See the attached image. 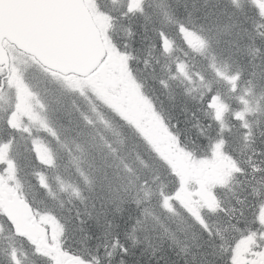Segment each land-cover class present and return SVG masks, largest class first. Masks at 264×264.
Masks as SVG:
<instances>
[{"label": "trees", "instance_id": "1", "mask_svg": "<svg viewBox=\"0 0 264 264\" xmlns=\"http://www.w3.org/2000/svg\"><path fill=\"white\" fill-rule=\"evenodd\" d=\"M204 1L208 13H213L207 21H199L200 15L194 13L200 0L189 3L188 0H149L144 9L137 11L141 15L126 18L119 16L122 6L116 5L115 15L111 14L114 20L119 19L115 25L122 43L138 57V62L151 59V66L163 55L162 35L175 38L179 45L177 20L195 25L203 33L204 60L199 58V51L193 54L189 48L184 50L188 56L193 55L192 61H204L200 66L207 82L192 76L191 83L198 85L189 90L178 80L173 84L169 80L170 84L161 87L157 84L159 65L155 71L150 69L142 75L148 87L151 85L161 93L158 101L164 116L180 128L190 153L194 144L211 151V140L221 136L218 143L223 139L222 153L228 152L234 161L248 162L249 168H243L245 174L241 172L243 176L233 180L239 181L240 187L232 184L221 191L220 205L213 212H201L203 225L177 201H170L174 207L170 211L161 198H171L177 183L155 150L133 128L122 123L110 107L96 112L93 105L97 103L89 106L56 88L50 94L51 102H59L60 96L64 101L59 102L58 111L54 104L49 109L51 122L59 134V140L52 146V165L42 167L20 142L14 143L17 150L13 159L17 177L27 185L23 196L36 210L49 211L55 218L54 240L63 252L76 255L88 264H231L242 239L252 238L255 249L261 248L264 241L259 215L264 208V20L251 6V9L238 8L232 0ZM179 26L184 27V23ZM210 58L233 77L232 94L236 99H243L248 105L256 104L250 114L235 112L227 117L229 131L219 129L218 122L200 115L202 99L212 97L218 90L216 75L206 65ZM179 60H185L181 54ZM229 90L227 86L226 91ZM244 91L249 94L243 96ZM223 92L221 89L220 95ZM104 121L108 127L102 131ZM244 125L249 126L247 132ZM109 138V144H104ZM150 159L156 160L155 164ZM76 166L83 167L91 180L84 181L82 188L72 182L73 175L77 177ZM36 172L51 187L57 179L68 188H57L52 193L38 186ZM46 264L51 262L48 260Z\"/></svg>", "mask_w": 264, "mask_h": 264}, {"label": "rangeland", "instance_id": "2", "mask_svg": "<svg viewBox=\"0 0 264 264\" xmlns=\"http://www.w3.org/2000/svg\"><path fill=\"white\" fill-rule=\"evenodd\" d=\"M254 2H256V6L260 8V13L264 16V0H254ZM135 6L136 0L132 3L131 7L134 8ZM96 21L99 22L100 18L98 17ZM168 45L169 39L166 37V42L163 43V46L167 47ZM121 46L124 49L122 53H127L129 59L131 60L132 66L135 69L136 74L141 78L142 76H144L142 75L144 72H147L150 69L155 71L156 66L159 65L161 72L160 76L158 77L157 84H159V86L161 87H163L165 84H169V80H178L181 82V84L187 86L186 90H189L194 86L198 85H193L191 83L192 76H194L198 81L207 82L206 74L203 73V70L200 66L201 64H198L194 61L182 60L174 62V59L178 55L174 56L173 58H170L166 55V53H164L163 49L162 59L163 62L166 63H157L155 66H151V59L148 62L144 60L137 62L136 60L138 59V57L136 58L134 53L128 52L127 47L124 44H122ZM7 50L9 53L10 49L7 48ZM179 52L181 54V59L185 58V54H183L184 50L180 49ZM16 53L17 54L9 53V75L2 80L4 91L0 94V102H3L6 98L7 99L5 101L6 104L3 103V105L0 106V114L2 115L3 112H6L8 109L10 110V121L12 122L13 129L25 131L29 134L30 137L34 138L32 139L33 149L36 152L39 161L45 164L51 160V153L47 145L45 144L43 137H41L40 134L47 133L49 135H53V132L45 121L44 104L39 99V96L36 95L33 91H31L27 86L26 82L24 81L27 77L26 72L31 67V65H35V62L30 57L22 56L18 52ZM125 64L126 59H122L121 56H118L116 54L113 57L111 56V59L108 61L106 66H104L102 70L100 69L101 71L99 70L100 72H97L92 77H61L55 73L48 72L47 79L50 80V78H54L61 83L60 85L62 87H67L71 90L76 91L79 94H83L86 91H90L98 99L104 101L107 106L113 107L116 110L120 109L124 112L127 111L128 114L132 115L135 120L137 119L141 121L142 123L139 122V124H141V129H145L147 136L152 138V144H154L158 148L159 154L163 155L164 158L168 160L170 164H172L174 168V173L177 175L173 177L178 178L179 181H182L186 177V169L190 166V163L188 161H185L181 154L177 153L173 149V144H171L170 138L164 132H160L158 129L156 131L154 129V127L157 128L156 124H158L156 122L155 113H153L152 110L147 108V103H145L144 100L135 91L134 87L132 86L129 72L126 69ZM206 65L210 71L215 73L217 82H222L224 86L231 82L232 79H230L229 76L226 75L222 71V69L218 67L215 60L210 58L208 61H206ZM0 76H6L5 71H3V69L0 70ZM33 78L39 77L34 75ZM209 80L211 79L209 78ZM145 92H148L151 95L152 101L161 99V93L155 91L151 85L148 87V89H145ZM226 98L227 100L231 98L230 94H227ZM235 101L236 107H232L229 103L223 105L227 108V112L225 115L226 117L232 116L235 112H249L255 104L252 103L248 105L239 99H236ZM19 102L21 103V110H19V107L17 106ZM56 105L57 104H55V107ZM210 107L211 109H215L217 114L221 109L217 100H213V105L211 104ZM226 117H224V120L218 122L219 129H231L230 126L225 123ZM243 130L244 132H247L249 130V126L244 125ZM214 157L224 158L218 153ZM216 158L213 159L215 161L213 165L218 163L216 162ZM210 173L211 176L214 178V181H212L213 179L207 172L199 174L202 186L208 185L210 182H215V180L218 179L219 176L215 174L214 171L210 170ZM222 175L224 174L222 173ZM0 179L8 185H13L16 187L14 173L11 168V162L9 163L6 160L5 152H0ZM194 190H198V187ZM181 195L184 196V193H182ZM199 200L201 201L202 199L199 198ZM210 200L211 199H209L208 201L203 200V203L209 205ZM181 204L183 207H185L184 202H181ZM189 210L191 213L194 214L193 210ZM37 219L39 223L46 226L50 231L51 228L55 226V223L48 215L38 214ZM261 221L264 223V211L261 215ZM0 240L7 246V250L14 251L20 254L22 262H28L29 259L22 248V244L11 237L8 228L3 224L1 220ZM249 244L250 241L248 240L242 243L239 247V252L243 253L246 250L247 246L249 247ZM236 256L237 254L235 252L232 256L233 260L236 258ZM242 256L243 255L239 256L240 259ZM11 258L14 259L15 256L12 255ZM242 261L243 259L240 260L239 264H241ZM22 262H20L19 264H22Z\"/></svg>", "mask_w": 264, "mask_h": 264}, {"label": "water", "instance_id": "3", "mask_svg": "<svg viewBox=\"0 0 264 264\" xmlns=\"http://www.w3.org/2000/svg\"><path fill=\"white\" fill-rule=\"evenodd\" d=\"M2 39L63 75H88L103 54L80 0H0V43ZM0 64H7L1 47ZM0 202L15 234L52 252L57 264H84L77 258L63 262L56 248L47 246L46 230L36 224L30 207L17 194L9 201L0 189Z\"/></svg>", "mask_w": 264, "mask_h": 264}, {"label": "bare ground", "instance_id": "4", "mask_svg": "<svg viewBox=\"0 0 264 264\" xmlns=\"http://www.w3.org/2000/svg\"><path fill=\"white\" fill-rule=\"evenodd\" d=\"M189 3V0L188 2ZM207 9V3L204 0H200V3L198 4V10H196V12H194L196 15H200L199 17H201V19L199 21H203V20H210L209 18L212 17L213 13L209 14ZM212 19V18H211ZM252 33V32H251ZM254 36H256L254 33H252ZM111 140V138L105 140L103 143L104 144H109V141ZM107 149H110V145L107 146ZM75 174L77 175V177H74L73 175V185L77 188H82V186H85V182L84 181H91L90 179L87 178V174L84 170L83 167L80 166V169L78 168V166H76L75 168Z\"/></svg>", "mask_w": 264, "mask_h": 264}]
</instances>
